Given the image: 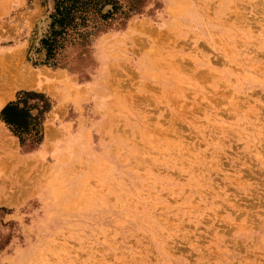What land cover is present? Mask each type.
<instances>
[{
  "label": "rangeland",
  "instance_id": "374dc122",
  "mask_svg": "<svg viewBox=\"0 0 264 264\" xmlns=\"http://www.w3.org/2000/svg\"><path fill=\"white\" fill-rule=\"evenodd\" d=\"M101 8L48 59L54 1L0 0V111L51 105L0 121V264H264V0Z\"/></svg>",
  "mask_w": 264,
  "mask_h": 264
},
{
  "label": "trees",
  "instance_id": "16d2710c",
  "mask_svg": "<svg viewBox=\"0 0 264 264\" xmlns=\"http://www.w3.org/2000/svg\"><path fill=\"white\" fill-rule=\"evenodd\" d=\"M53 1L54 13L51 16L50 36L41 41L48 59L53 57L67 35H81L78 27L84 25L90 16L105 19L113 14L108 12L102 15V0ZM76 20L80 22L77 23ZM50 109L49 99L44 94L22 91L16 95L14 101L9 102L0 111V121L12 136L18 139L20 145L29 140L39 144L43 139L44 118Z\"/></svg>",
  "mask_w": 264,
  "mask_h": 264
},
{
  "label": "bare ground",
  "instance_id": "6f19581e",
  "mask_svg": "<svg viewBox=\"0 0 264 264\" xmlns=\"http://www.w3.org/2000/svg\"><path fill=\"white\" fill-rule=\"evenodd\" d=\"M23 67V66H22ZM21 68V67H20ZM2 70H3V68H2ZM16 69H14V71H15ZM20 70V69H19ZM5 71H6V69H5ZM1 72H4V71H1ZM11 72V71H10ZM28 72V71H27ZM15 73V72H14ZM26 73V72H25ZM17 74V73H16ZM15 74V75H16ZM0 75H1V73H0ZM7 75H9V73L7 74ZM11 75V74H10ZM27 75V74H26ZM29 75V74H28ZM12 76V75H11ZM22 76V75H21ZM35 76V75H34ZM30 77V78H34V80H36L35 79V77ZM5 77H6V75H5ZM5 77L3 76V79H5ZM20 77V76H19ZM12 78V77H11ZM3 79H2V83H3ZM18 79V78H17ZM12 80V83H11V85H10V87L8 86V90L4 93V95H2L1 96V98H0V109L4 106V104L6 103V99L10 96V94L14 91V90H16L15 88V86H19L20 87V85L22 86L23 84H20V85H18V83H17V81H14L13 79H11ZM10 80V81H11ZM34 80L32 81V82H34ZM9 81V80H8ZM25 81V80H24ZM27 81V80H26ZM29 83H30V81H28ZM31 82V83H32ZM26 84H27V82H26ZM33 84V83H32ZM33 86V85H32ZM31 86V87H32ZM28 86H26V88H27ZM11 95H13V94H11Z\"/></svg>",
  "mask_w": 264,
  "mask_h": 264
}]
</instances>
